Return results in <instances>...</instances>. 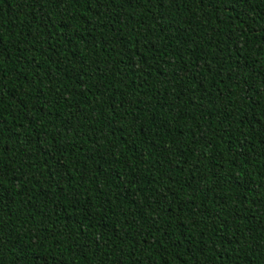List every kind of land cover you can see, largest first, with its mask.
I'll return each instance as SVG.
<instances>
[{
    "label": "trees",
    "instance_id": "16d2710c",
    "mask_svg": "<svg viewBox=\"0 0 264 264\" xmlns=\"http://www.w3.org/2000/svg\"><path fill=\"white\" fill-rule=\"evenodd\" d=\"M0 264H264V0H0Z\"/></svg>",
    "mask_w": 264,
    "mask_h": 264
}]
</instances>
